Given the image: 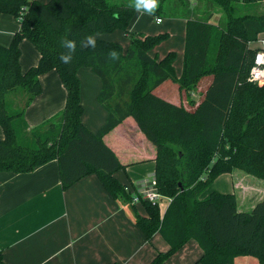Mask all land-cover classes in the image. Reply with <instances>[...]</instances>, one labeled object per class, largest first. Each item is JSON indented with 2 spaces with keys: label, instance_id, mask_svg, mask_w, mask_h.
Segmentation results:
<instances>
[{
  "label": "trees",
  "instance_id": "trees-1",
  "mask_svg": "<svg viewBox=\"0 0 264 264\" xmlns=\"http://www.w3.org/2000/svg\"><path fill=\"white\" fill-rule=\"evenodd\" d=\"M195 1L200 4L196 12L190 9L191 0H157L155 10L140 0H0V15H10L19 24L10 45L0 46V171L28 173L55 160L63 190L96 175L113 200L129 206L146 240L159 233L168 244V251L156 254L150 264H162L189 240L202 251L196 264H234L241 256L264 264V199L243 212L234 193L211 191L202 197L222 174L240 171L264 181V81H248L258 51L249 44L264 33V14L236 16L231 0ZM141 9L159 19L185 20L178 79L175 52L161 60L149 55L167 34L144 36L128 30ZM215 12L222 15L219 25L209 23ZM115 30L129 39L126 51L101 39L83 44ZM24 39L40 57L35 67L21 72L19 46ZM80 68H89L101 83L97 98L107 119L95 133L81 122ZM52 70L66 91L64 108L28 129L24 112L41 92L39 77ZM206 76L212 82L193 111L153 92L170 80L193 104L190 92ZM9 95L20 98V107L8 101ZM126 120L154 152L156 188L169 200L162 215L160 203L148 201L141 202L146 217L137 214L129 193L114 177L128 165L105 138ZM140 146L136 140L128 142V149Z\"/></svg>",
  "mask_w": 264,
  "mask_h": 264
},
{
  "label": "crops",
  "instance_id": "crops-1",
  "mask_svg": "<svg viewBox=\"0 0 264 264\" xmlns=\"http://www.w3.org/2000/svg\"><path fill=\"white\" fill-rule=\"evenodd\" d=\"M37 1L46 3L49 0ZM257 11L264 12V2L257 6ZM156 18L143 9L138 10L129 22L128 30L144 36L167 34L168 38L152 49L150 56L161 60L168 52H175L173 66L178 79L182 73L186 22L183 19H161L160 23H156ZM18 29L19 24L12 16L0 15V46L8 47ZM90 38L118 42L123 51L129 46V39L120 30ZM258 39L264 40V33L258 35ZM88 43L89 39L83 42L84 45ZM249 46L258 48L259 44L256 41ZM19 47L20 69L26 72L38 64L40 56L25 39ZM77 77L83 107L81 122L87 130L95 133L107 119V113L97 98L101 88L100 79L89 68L78 69ZM39 82L41 92L24 112L28 129L50 119L62 111L65 105L66 91L56 71L41 75ZM211 82L212 76L200 79L198 99L193 98L198 91L190 92L193 104L186 99L182 103L183 107L193 111ZM171 83L179 91V96H185L178 85L170 80L158 86L154 94L180 105L181 97L175 101L164 88ZM3 137L0 126V139ZM105 140L119 153L121 161L128 165L114 174L121 185L135 188L138 183L154 176V152L143 143L130 120H126ZM132 140L138 141L141 146L128 149V142ZM235 172L218 176L202 197L211 191L234 193L238 210L249 212L264 199V181L255 177L250 180L247 177L250 175ZM228 180L231 189L226 192ZM162 202L165 206L160 211L161 215L169 200L163 198L160 204ZM139 207L140 210L137 209ZM135 211L146 217L141 203L135 204ZM168 249V244L159 233L150 240L145 239L134 224L129 206L113 200L94 174L85 176L63 190L55 160L28 173L0 171V257L3 264H150L156 254L165 253ZM201 255L198 243L189 240L162 264H196ZM250 258L241 256L234 264H252Z\"/></svg>",
  "mask_w": 264,
  "mask_h": 264
},
{
  "label": "built area",
  "instance_id": "built-area-1",
  "mask_svg": "<svg viewBox=\"0 0 264 264\" xmlns=\"http://www.w3.org/2000/svg\"><path fill=\"white\" fill-rule=\"evenodd\" d=\"M161 19L156 18V23H160ZM259 44L258 51L253 59V64L249 70L248 81L254 84L262 85L264 81V40L257 39ZM258 57L260 61L258 62ZM124 190L129 193L132 204H138L142 201H148L152 205L159 204L163 197L158 193L156 188L155 177L150 180H144L135 188L124 186Z\"/></svg>",
  "mask_w": 264,
  "mask_h": 264
},
{
  "label": "rangeland",
  "instance_id": "rangeland-1",
  "mask_svg": "<svg viewBox=\"0 0 264 264\" xmlns=\"http://www.w3.org/2000/svg\"><path fill=\"white\" fill-rule=\"evenodd\" d=\"M260 3H262V2H258V3H256V4H245L244 2H243V0H231L230 1V4H231V7H230V10L233 12V14L234 15H236V16H242V15H249V14H251V15H255V16H259V15H262V14H264V12H262V11H257V6L258 5H260ZM198 8H200V4L199 3H197L195 0H191V4H190V9L193 11V12H196V10H198ZM220 20H222V15H221V13L220 12H215V15L213 16V18H212V20H210L209 21V23L210 24H212V25H219L220 24ZM125 34V33H124ZM127 37V36H126ZM118 43V42H117ZM119 45H120V43H118ZM121 46V45H120ZM159 52H160V50H159ZM152 54V50L151 51H149V55H151ZM152 56V55H151ZM180 61H181V58H180ZM171 82V81H170ZM174 83V82H173ZM172 84V83H171ZM167 85V86H165L164 88H165V90H167V93L170 95V96H172V97H174L175 98V101H178L179 100V98L181 97V99H180V105H182V103H183V101H186V95L184 96L183 94L182 95H180L179 96V91L173 86V84L172 85ZM174 84H176V83H174ZM200 86H198V84H197V86H196V91H198L196 94H195V96L193 97L194 99H198V93H200L199 91H201V90H199L198 88H199ZM156 91V88H155V90L153 91V92H155ZM184 93V92H183ZM8 101L10 102L11 100H13L14 102H15V105L16 106H18V107H20V98H16V96L15 95H9V97H8ZM12 102V101H11ZM186 107H188V105H186ZM234 174H243V173H241V172H239V171H236ZM248 177V179H252V180H254L255 178H253V177H251V176H247ZM223 179H225V178H223ZM258 181V180H257ZM227 184H228V186H227V189H226V192L228 191L229 192V190L231 189V183H230V180H228V182H227ZM210 188V187H209ZM160 205V211H162V209H163V207L165 206V203L164 202H162L161 204H159ZM137 209H141L140 207L139 208H137ZM245 211H249V210H247V209H245ZM250 259H252V260H250L251 261V263L252 264H257V261L254 259V258H250Z\"/></svg>",
  "mask_w": 264,
  "mask_h": 264
},
{
  "label": "clouds",
  "instance_id": "clouds-1",
  "mask_svg": "<svg viewBox=\"0 0 264 264\" xmlns=\"http://www.w3.org/2000/svg\"><path fill=\"white\" fill-rule=\"evenodd\" d=\"M140 4L149 10H155L158 7L157 0H140ZM88 39H89V43H93L94 45V42L92 41V39L90 37ZM112 55L115 56L116 54L112 53ZM61 59L67 62L66 58H64L63 56H61ZM259 61H260V58L258 57V62Z\"/></svg>",
  "mask_w": 264,
  "mask_h": 264
}]
</instances>
